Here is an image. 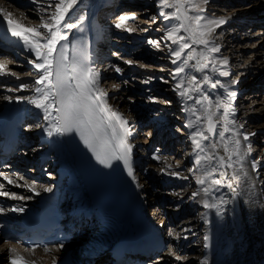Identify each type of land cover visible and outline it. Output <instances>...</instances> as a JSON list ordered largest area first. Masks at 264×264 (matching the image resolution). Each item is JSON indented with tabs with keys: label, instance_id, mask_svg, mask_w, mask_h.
<instances>
[{
	"label": "snow or ice",
	"instance_id": "6c2138e0",
	"mask_svg": "<svg viewBox=\"0 0 264 264\" xmlns=\"http://www.w3.org/2000/svg\"><path fill=\"white\" fill-rule=\"evenodd\" d=\"M30 2L36 5L34 10L39 14L37 26L25 25L22 20L28 19L26 15L22 18H14L11 12L5 11L0 6V16L4 17L0 20V28L4 27L6 21L5 34L16 38L17 43L22 45V50L31 54L28 63L33 66V71L29 75L35 77L34 94L31 97L4 96L2 98L9 103L13 99L17 103L27 99L28 103L43 113V119L46 122L43 130L46 135L63 136L75 131L100 164L109 167L112 160H120L128 175L135 179L132 169L134 145L128 140V137L133 134V127L120 112L108 106V93L100 87L101 73L88 63L86 48L81 46L77 52L78 45L75 42H68V33L73 29L81 28L86 19L84 15L73 18V10L80 0H30ZM207 4L208 0H157V7L161 9L160 16L164 20H175L178 23L166 27L159 40L148 39L147 43L157 50H161L162 43L168 48L171 63L176 65L170 73L171 80L174 81L172 90L183 102L184 110L190 113V118L184 127L189 130L188 136L192 144L190 154L194 157L195 167L189 168L188 171L193 174L199 173L195 178L197 190L191 193L192 198L199 197V202L205 210H214L216 215L220 216L223 214V205L226 201L218 197L217 193L228 188L237 195L243 194V189L237 192L233 185L241 181V174L248 176L245 162L253 149L250 137L256 133H244L242 144L239 128L243 125L237 124L235 108V100L238 96L235 85L239 81L234 79L230 83H224L209 75L211 73L219 77H228L230 73L227 70L229 59L216 55L221 50V45L216 43L218 39L216 29L226 21L212 20L201 15L206 11L203 5ZM164 9H172V11H164ZM137 19L135 13L120 15L114 27L131 34L137 29L130 26V22ZM150 20L152 23L156 22L155 17ZM141 31H147V29H141ZM113 55L118 56L117 53ZM123 62L129 66L135 63L130 59H125ZM111 67L117 74L123 71L119 66ZM189 67L204 73L203 77L198 78L188 74L186 69ZM7 74L17 75L19 78L18 74L10 73L6 63L0 62V76ZM152 79L154 77L150 76L142 83H149ZM164 82L168 83V81ZM206 86L212 89L222 88L223 95L213 98L206 91ZM29 87L28 83H21L16 88L6 90L8 92L23 91ZM148 100L150 103L157 102L155 97H149ZM189 101L192 102L191 105ZM165 103L169 102L165 101ZM116 125H119V131ZM108 130H111L110 137ZM177 130L180 131V129ZM101 133L106 138L107 147L111 150L103 154L97 151L95 146V142L101 139ZM151 159L159 162L166 158L153 154ZM258 164V159L251 162V171L257 174V179L259 178ZM171 169L172 165L166 164L165 168L161 169V174L188 178L183 176L182 172L171 171ZM0 177L7 182V185L26 186L27 191L33 196L40 195L37 185L29 182L25 177L17 175L14 179L3 172H0ZM17 180H23L24 185L17 183ZM40 187L44 192L52 191L49 186L41 185ZM248 191L255 195L252 189ZM0 197L20 201L31 199V197L7 191L5 183H0ZM24 211L22 206H0V215ZM169 235L172 236L173 233L169 232ZM205 239L207 240V237ZM8 242L11 241L6 237L5 243ZM39 247H41L39 244H35L25 250L35 253ZM59 247H63L62 242ZM43 252L49 253L50 248L47 245L43 246ZM169 254L175 255L171 248H169ZM8 259L9 264H36L34 260L16 254L11 249ZM176 259L180 260L182 257L176 256ZM52 264H56L55 258Z\"/></svg>",
	"mask_w": 264,
	"mask_h": 264
},
{
	"label": "rangeland",
	"instance_id": "374dc122",
	"mask_svg": "<svg viewBox=\"0 0 264 264\" xmlns=\"http://www.w3.org/2000/svg\"><path fill=\"white\" fill-rule=\"evenodd\" d=\"M259 3H264V0H208V4L203 5L206 11L201 13V15L208 18H219L233 13L236 14L235 19L228 20L229 27H224V29L219 27L216 30L218 34L216 43L221 45L220 53L216 55L220 58L226 57L229 59L227 70L230 75L228 76V81L231 82L234 79L239 81L235 85V89L238 92L235 100L237 124L243 125L242 128H239V131L242 134L256 133V135L250 137L253 144L251 156L254 160L260 159L264 162V137L259 131V129L264 127V79H259L257 77L259 75L256 74L261 70L260 67L262 65L260 62H262V57H264V4L260 5L263 8L260 7L258 13L254 15L255 17L245 14L250 4L258 6ZM2 5H5L4 0ZM107 9L109 13L97 14L94 19L96 24H100L105 29L106 35L104 44L99 46L100 50L98 53H101L100 55L103 58L110 59L113 65L121 67L123 70L122 74H125L124 76L113 75L108 81L105 80L103 84L104 90L109 92L112 87L119 89L120 97L125 100H119V109L122 111L126 112L133 107L140 110V113L135 118L137 129L132 126L138 149L145 152V148H149V154L155 153L162 158H166L163 160L167 164L172 165L171 171L182 172L183 176L188 177L187 179H182L161 174V169L165 167L162 166L160 161L154 160L153 163H143V166L148 171L145 180L150 190V199L153 203H159L156 207L157 209L152 207L147 213L155 222L160 221L159 223L163 224L164 236L168 238V249L160 253L158 257L151 260L148 264H203L201 259H210L211 264L213 262L210 255L211 246H205L204 226H198L195 223L197 216L199 217L206 213H203L201 209L200 214L198 208L188 206L192 198L191 193L197 187L194 178H191L193 173L188 171L189 168L194 167L193 161H190L192 145L188 136L189 130L184 127L190 118V113L184 110L183 102L172 90L174 81L171 80L170 73L176 65L171 63L168 48L164 47L162 43L161 50H157L147 43L148 39L159 40L166 27L175 25L178 22L175 20H164L160 16L161 9L157 7V0H112ZM24 11L29 12V14L34 13L27 16L28 19H25L29 25H38L39 17H36L37 12L30 8H24ZM164 11L170 12L172 9H164ZM131 13H135L138 17L136 21L130 22V26L135 27L137 31L125 35V31L116 29L114 24L120 15ZM0 17L4 19L3 16ZM152 17L156 18L155 23L151 22L150 18ZM141 29H147V31H141ZM0 44L3 43L0 42ZM171 47L176 46L171 45ZM240 48H242V51L238 52ZM249 49L256 54L255 58L248 56L250 53ZM245 51L247 56L244 55ZM1 53L0 62L6 63L10 73L18 74L19 78H17V75L10 74L12 79L7 83L0 84V88H2L0 89L2 91L0 93V104L4 101L2 98L4 96L24 97L31 94L35 87V77L29 75L33 71V66L28 63L29 58H24L19 51H14L13 55L8 54L9 52ZM113 53H117L118 56L113 55ZM256 58L259 60L254 62ZM125 59L133 60L135 63L129 66L123 62ZM9 63H13V67H10ZM240 63L248 67L247 71L241 73L240 70H237L236 66ZM186 72L198 78H202L204 75V73L197 72L192 67L186 69ZM209 75L213 79L222 81V77L211 73ZM150 76L154 77V79L149 83H142ZM262 77L264 78V76ZM13 78L18 80L17 84L13 82ZM164 81H168V83ZM21 83H28L30 87L23 91L8 92L6 90L7 88H16ZM206 91L213 98L217 95H223L224 92L222 88L212 89L207 86ZM149 97L157 98V102L150 103ZM165 101L169 103H165ZM191 104L192 102L189 101V105ZM131 105L132 107H130ZM27 115L29 117L30 114ZM31 119L33 118L31 117ZM177 129H180V131ZM26 130L27 132H24L28 133V136H31V142L33 141L31 149L28 148L27 152V159L30 162L26 167L28 169L25 170L22 163L24 158H21V161L15 163L20 162L22 165L19 166L17 164L18 170L14 173H9V176L15 179L19 175L27 180L34 181L37 185L48 186L51 183L50 178L54 176L52 171H47L49 169L48 166L45 168L43 166L47 171V173H43L44 175L33 170L35 169L33 167L35 166L33 158L38 156V153L45 148L44 142L41 141L36 133L39 130V123L35 119L32 121L28 120ZM30 133L32 134L30 135ZM45 164L48 163L46 162ZM177 165L179 166L177 167ZM28 173L29 175H27ZM261 175L260 180L261 177L264 179V169ZM20 182L21 180H17V183L20 184ZM12 186L6 187V190L27 197L25 190H15ZM39 188L41 189V187ZM262 197L264 202V195ZM16 201L18 203L15 201L14 203L8 202V204H1V206L8 207L15 204V206L24 204V200ZM223 208L225 210L229 209L228 202L223 205ZM158 213H161V215ZM233 220L236 223L245 225L240 215L238 218L234 217ZM223 230H225V225ZM169 232H172L173 235L170 236ZM5 238L4 235L0 236V245H7L13 242L7 237L12 242L5 243ZM169 248L172 249L175 255L169 254ZM225 250L223 255L230 256V253L225 254ZM176 256H180L182 259L177 260Z\"/></svg>",
	"mask_w": 264,
	"mask_h": 264
},
{
	"label": "bare ground",
	"instance_id": "6f19581e",
	"mask_svg": "<svg viewBox=\"0 0 264 264\" xmlns=\"http://www.w3.org/2000/svg\"><path fill=\"white\" fill-rule=\"evenodd\" d=\"M2 2L3 0H0V6H2L5 11L11 12L14 18H22L24 15H33V12V14H29V12L24 11V8H36V5L31 4L30 0H7V3H5L4 0L5 5H2ZM107 2L108 1L106 0V2L102 4L103 9L106 7ZM261 4L264 3H259L258 6L255 4H250L247 7V11H245V14L250 17L256 15L260 7H262L260 6ZM99 8L100 7L98 6L96 1L80 0V3L73 10L74 19L80 15H84L86 17L85 21L88 22V24L93 29V45L94 41L98 39V36L102 32V29L93 22L95 12H97ZM100 11L101 10H99V12ZM235 15L236 14L233 13L224 17L209 19L225 20L226 22L220 26L224 29V27H229L227 22L228 20L235 19ZM36 17H39L38 13L36 14ZM0 20L3 19L0 17ZM22 22L29 27H35L30 26L25 19H23ZM6 28L7 23L5 21L4 27L0 28V42L3 43L0 44V53L9 52L8 54L13 55L14 51H19L23 54L24 58H30L31 54L22 50V45L17 43L16 38L11 37L10 34H5ZM41 31H43V29H41ZM72 31L73 30H71L68 35H70ZM127 34L128 32H125V35ZM241 51L242 48L238 50V52ZM249 52L250 53L248 54V56L252 58L256 57V54L252 53L250 49ZM1 55H3V53H1ZM244 55L247 56L246 51ZM258 60L259 59L256 58L254 62H257ZM260 64L262 65L260 67L261 70L256 74L259 75L257 76L259 79H264L262 77L264 76V57H262V62H260ZM112 65L113 63L112 61H110V59L103 58L101 55H98V52L92 54L91 66L95 69H98L102 77L100 87L103 86L105 80L108 81L113 77V75L124 76L125 73L117 74L111 67ZM9 66L13 67V63H9ZM236 68L237 70H240L241 73L247 71L248 69L246 65L243 66V64L241 63L237 64ZM10 79H12L10 74L2 75L0 76V84L7 83ZM17 81L18 80L16 78H13V82L15 84H17ZM222 81L224 83H230V81H228V77H222ZM0 93H2V91H0ZM107 93L108 106H110L113 110L120 112L121 115L130 122V126H133L137 129V126L135 125V118L140 113V110H137L133 107L124 112L119 109V100H125L120 97L121 94L119 93L118 88L112 87ZM33 94L34 93L32 91L31 94L25 95L24 97H31ZM19 104H23L26 107L27 113L29 112L31 114L30 118L32 117L36 121L40 120L42 122L39 131L45 142L46 148L44 153L38 154V161L34 159L33 163L39 165L40 161L44 159H48V161L50 160V163H48V168L53 171L54 179L51 183V186L49 187H51L52 190L60 189L63 192V212L65 215H73L76 218L81 217L83 220L90 214L91 207L84 190V182L81 175L82 170H86L90 165L99 166L101 164L96 160L93 153L89 150L88 147L85 146L83 141L80 139V136L75 131L67 133L63 136L54 134L53 136L49 137L48 135H46L43 130L44 126H46V122L43 119V113L36 109L32 104L28 103L27 99L21 100L19 103H17L15 99H13L11 103L6 100L1 102L0 122L4 119L5 115L10 110H12L16 105ZM130 107H132V105ZM113 123L115 124L114 118ZM116 126L119 128V125ZM259 131H261V134L264 137V127L259 129ZM242 135L243 134L241 133L240 139L243 144L244 142L242 140ZM30 137L31 136H27V134L23 131L19 146V154H21L22 156L26 155L28 152V144H31ZM128 140L134 145L132 150V162L135 168L133 173H135L134 176L136 178V181L135 179H133V181L140 199L138 206L143 214L142 222L145 225L146 231H153L157 236L162 237L164 240H167L168 238L164 236L163 224H160V221L155 222L154 219L147 213L152 207H154V209H157L156 207L157 205H159V203H153V201L150 199V190L147 185L148 183H146L145 180L148 171L147 168L143 166V163L146 162L153 163L154 160H152L151 157L155 153L149 154V148H145L144 151L146 153L138 149L137 141L134 138V130L132 136L128 137ZM96 143L95 146L97 148V151L101 152L98 149ZM193 160L194 157L190 155V161ZM258 160L259 178L257 179V174L251 171V162L254 161V159L250 155L247 157V160L245 162V170L247 171L248 176L245 177L243 176V174H241V181L236 182L233 185L236 188L237 192H241V190L243 189V194L237 195L228 188H224L219 193H217L218 197H222L229 204L228 210H225L223 208L222 215L217 216L214 210H205L199 202V197L191 198V202L188 204V206L190 207L198 208L200 210V214L201 209L203 210V213H206L205 215L199 217L197 216L195 219V223L198 226H204L203 235L207 237V240H205V245H207L206 247H208V245L211 246L210 255L213 259V262L211 264H227L229 259L223 255V251L227 248H230L229 251L231 253V261L228 264H238L239 262L241 264H264V202L262 197V195H264V192H262V189H264V179H262L261 177L260 180V176H262L261 173L264 169V162H262L260 159ZM15 162L16 160L13 159L7 165L6 169L8 170L14 167L13 169L16 170V166L18 165ZM23 162L26 166L29 164L26 158H24ZM160 163L163 167H165V165L167 164L163 159L160 160ZM40 164H43V162H41ZM39 170L41 172L46 171L43 167H39ZM198 174L199 173L193 174L191 178H194L195 181L196 175ZM28 181L34 182L30 180ZM0 183H5L6 187L11 186L7 185V182L4 181L2 177H0ZM20 184L24 185V181L21 180ZM40 186L41 185H37V190L40 191L39 196H33L31 192L27 191L26 186H12L15 190H25L27 192V197H31V199H26L24 200L23 205H18L24 207L25 211L23 213L9 212L8 214L6 213L5 215H0V236L7 235L13 240L17 239L19 227L23 224V222H25L27 218L36 213L40 203L51 194V192H44L42 188H39ZM249 189H252L255 192V195H252V193L248 191ZM196 190L197 187L193 191ZM1 198H4V202L2 200L1 201L5 205L8 204V202L14 203V201L18 203V201L13 200L9 197H0V199ZM159 215H161V213ZM239 215L243 218L245 225L236 223L233 220L234 217L238 218ZM127 217L128 227L126 232L129 233L131 232L133 218L132 210L128 211ZM224 225L225 230H223ZM86 228L91 230L89 226H87ZM226 236L228 237L226 238ZM13 242L8 243L7 245H0V264H9L8 258L10 249L13 250L14 253L22 255L29 260H34L36 264H49L53 260V258L56 259L64 250L63 248L52 246L49 247L50 252L47 254H45L43 251H40L39 249H36L35 253H32L30 251H26L25 248L15 243L16 241ZM224 244H226V246H224ZM209 260L210 259H201V262H203V264H210Z\"/></svg>",
	"mask_w": 264,
	"mask_h": 264
}]
</instances>
